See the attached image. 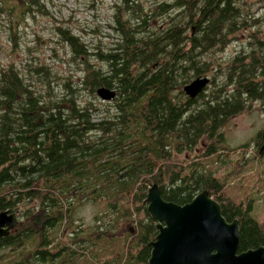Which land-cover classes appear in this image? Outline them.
I'll return each instance as SVG.
<instances>
[{
	"label": "trees",
	"instance_id": "16d2710c",
	"mask_svg": "<svg viewBox=\"0 0 264 264\" xmlns=\"http://www.w3.org/2000/svg\"><path fill=\"white\" fill-rule=\"evenodd\" d=\"M244 2L166 0L151 6L119 0L111 27L116 41L106 49L90 47L57 23L52 28L64 52L83 69L80 82L38 61L25 70L0 64V211L16 213L19 221L15 233L0 239V264H109L98 249L121 243L115 223L127 219L133 233L122 240L114 264H149V244L158 232L144 202L154 184L164 200L178 205L209 190L226 220L239 222L238 253L264 247L255 196L243 202L227 197L225 183L200 160L227 150V122L264 101V28ZM45 9L44 0H0L14 45L18 25ZM165 15L170 22L154 26ZM242 31L249 35L243 49L230 63L216 62V53ZM198 78L210 82L191 99L184 87ZM101 89L116 97L102 100ZM84 93L91 99L83 101ZM100 100L112 108L103 110ZM205 139L202 158L177 160ZM100 200L114 214L110 230L98 224L100 216L87 236L73 229L70 243H62L77 206Z\"/></svg>",
	"mask_w": 264,
	"mask_h": 264
},
{
	"label": "rangeland",
	"instance_id": "374dc122",
	"mask_svg": "<svg viewBox=\"0 0 264 264\" xmlns=\"http://www.w3.org/2000/svg\"><path fill=\"white\" fill-rule=\"evenodd\" d=\"M142 1H146L148 5L156 6L166 0ZM118 2L119 0H44L45 13H35L34 17L27 16L25 22L18 25L17 35L13 36L15 45L11 39L12 31L7 26L6 16L1 15L0 64L14 63L21 70H25L29 63L32 66L38 61L47 66L46 68L52 72L63 77L69 76L73 82H80L81 72H83L82 67L73 61L69 52H64L62 42L55 35L52 27L60 23L64 27L70 28L76 35L81 36L90 47L110 48V44L116 41V35L111 27L115 26L113 15ZM244 3L249 5L248 7L253 12L255 11V17L262 20V28H264V0H245ZM169 22L168 16L165 15L155 18L153 23L154 26L162 25L163 27ZM238 33L237 38H233L228 47L216 53V62L224 65L227 61L230 63L231 59L237 55L236 53L243 49L249 35L243 31ZM52 48H56V52H52ZM95 65H99V63L96 62ZM215 66H217V63H215ZM211 74L212 71L209 75L211 76ZM218 75H220V72ZM56 92H58L59 97L65 95L59 89ZM82 98L83 101L91 99L85 93ZM97 104L103 110L112 108L111 105H107V102H101V100ZM263 132L264 101H258L253 103L250 109L232 118L225 125V147H227V150L213 157L202 158L209 143L205 139L194 151H187L176 157L178 161L185 160L187 162L202 158L200 160L206 170L225 183V194L236 202H243L249 196H255L256 202L253 207V214L262 223H264V154H258L257 151L259 137L262 136ZM126 202V200L123 201L124 204ZM107 203V200H100L95 204L78 205L74 212L73 220L75 223L62 230L60 241L65 244L70 243L69 236L71 235L69 233L73 229L84 230L85 235L86 232L94 231L93 229L97 223L96 218L100 216L104 217L98 224L103 229L110 230L115 217L113 213L108 211ZM145 205L147 206V204ZM140 217L143 218L144 215L141 214ZM104 232L109 235V239H113L115 234L116 239L121 241L119 245H107L105 249H102L105 245L100 244L101 248L98 249L99 254L101 252L102 263L114 264V261L121 256L122 240L129 233H133V223L129 219L120 220L115 223L114 234L110 231ZM93 237L96 238L97 235L94 233Z\"/></svg>",
	"mask_w": 264,
	"mask_h": 264
},
{
	"label": "water",
	"instance_id": "95a60500",
	"mask_svg": "<svg viewBox=\"0 0 264 264\" xmlns=\"http://www.w3.org/2000/svg\"><path fill=\"white\" fill-rule=\"evenodd\" d=\"M209 82L208 78L193 80L184 87V94L195 99ZM98 95L104 101L116 97L108 89L99 90ZM262 138L264 141V132ZM259 153L264 154V144ZM145 204L158 232L149 244V264H264V247L238 253L239 222L226 220L222 206L208 190L192 202L178 205L164 200L159 184H154L147 192ZM18 223L16 213L0 211V239L15 233Z\"/></svg>",
	"mask_w": 264,
	"mask_h": 264
},
{
	"label": "flooded vegetation",
	"instance_id": "af4514ba",
	"mask_svg": "<svg viewBox=\"0 0 264 264\" xmlns=\"http://www.w3.org/2000/svg\"><path fill=\"white\" fill-rule=\"evenodd\" d=\"M259 142H261V143H262L261 145L263 146V144H264L263 140L261 139V141H259ZM262 146H261V147H262ZM260 149H261V148H260Z\"/></svg>",
	"mask_w": 264,
	"mask_h": 264
}]
</instances>
